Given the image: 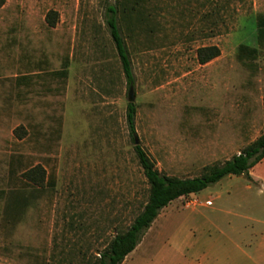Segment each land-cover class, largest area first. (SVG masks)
I'll list each match as a JSON object with an SVG mask.
<instances>
[{"label":"rangeland","instance_id":"rangeland-1","mask_svg":"<svg viewBox=\"0 0 264 264\" xmlns=\"http://www.w3.org/2000/svg\"><path fill=\"white\" fill-rule=\"evenodd\" d=\"M116 1L0 0V264H97L149 196L135 136L162 172L185 178L264 132V0L128 4L135 136L107 23ZM206 46L221 53L201 63ZM254 181L231 175L175 200L167 226L196 206L264 223Z\"/></svg>","mask_w":264,"mask_h":264},{"label":"trees","instance_id":"trees-1","mask_svg":"<svg viewBox=\"0 0 264 264\" xmlns=\"http://www.w3.org/2000/svg\"><path fill=\"white\" fill-rule=\"evenodd\" d=\"M129 3L138 4V0H117L107 7V23L119 55L123 71L129 85L134 83L132 60L128 45L122 34V26L127 22L130 10ZM264 36V24L262 22L259 37ZM248 47H241V49ZM256 51V49H251ZM221 51L217 46L199 48V60L201 63L209 62L218 57ZM137 105L128 104L127 122L130 133L135 136ZM135 151L143 173L149 184V196L141 211L134 217L130 225L111 239L101 253L97 264H122L140 243L145 232L151 227L159 216L161 210L171 202L190 194L200 193L211 185L231 175H244L251 182H255L251 175L252 169L264 160V132L251 144L243 148L239 153L224 162H217L204 168L202 174L193 177H179L162 172L155 159L140 144L135 146Z\"/></svg>","mask_w":264,"mask_h":264},{"label":"crops","instance_id":"crops-1","mask_svg":"<svg viewBox=\"0 0 264 264\" xmlns=\"http://www.w3.org/2000/svg\"><path fill=\"white\" fill-rule=\"evenodd\" d=\"M251 173L264 183V160ZM200 194L187 196L200 198ZM202 201L200 206L213 205L210 198ZM173 202L161 210L122 264H264V223L261 220L255 225L239 224L245 216L239 212L213 209L211 215H205L196 206L187 209L191 212L186 217L168 227V221L175 217ZM228 216L231 218L222 222Z\"/></svg>","mask_w":264,"mask_h":264},{"label":"water","instance_id":"water-1","mask_svg":"<svg viewBox=\"0 0 264 264\" xmlns=\"http://www.w3.org/2000/svg\"><path fill=\"white\" fill-rule=\"evenodd\" d=\"M129 100L130 102H134L135 100V95H134V87L133 85H130V89H129ZM135 143L136 145L140 144V140L137 136H135Z\"/></svg>","mask_w":264,"mask_h":264},{"label":"built area","instance_id":"built-area-1","mask_svg":"<svg viewBox=\"0 0 264 264\" xmlns=\"http://www.w3.org/2000/svg\"><path fill=\"white\" fill-rule=\"evenodd\" d=\"M186 197V196H185ZM187 207L189 206V204L188 205H186Z\"/></svg>","mask_w":264,"mask_h":264}]
</instances>
